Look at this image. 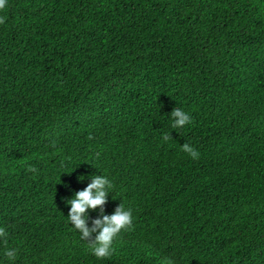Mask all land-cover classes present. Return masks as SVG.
Segmentation results:
<instances>
[{
    "label": "trees",
    "instance_id": "obj_1",
    "mask_svg": "<svg viewBox=\"0 0 264 264\" xmlns=\"http://www.w3.org/2000/svg\"><path fill=\"white\" fill-rule=\"evenodd\" d=\"M0 17V264H264V0H7ZM176 108L193 123L173 129ZM96 175L103 214L134 218L105 259L67 216Z\"/></svg>",
    "mask_w": 264,
    "mask_h": 264
},
{
    "label": "clouds",
    "instance_id": "obj_2",
    "mask_svg": "<svg viewBox=\"0 0 264 264\" xmlns=\"http://www.w3.org/2000/svg\"><path fill=\"white\" fill-rule=\"evenodd\" d=\"M6 7L7 0H0V11H3ZM4 23L5 18L0 17V24ZM171 116L173 118V129L183 128L193 123V118L190 113L181 108L174 109ZM91 138L90 136L89 139ZM163 139L167 141L170 139V136L165 134ZM182 150L193 160H198L200 158L201 154L199 150L189 143L182 145ZM29 170L36 171L34 167H30ZM81 179H83V177H81ZM113 187V182L106 176L96 175L86 188L77 191L74 198L68 200V203L71 205L67 215L69 222L80 233V238L89 242L92 254L98 259L111 258L115 252L113 244L117 237L125 230L131 231L134 229L132 209H126L123 204L119 205L113 214H103L110 189ZM90 209H99L102 214V218H96L93 221V226L91 228L87 223L88 211ZM93 233L97 234L94 239H91ZM4 236H6V231L3 227H0V237ZM4 243L7 244V239H5ZM5 255L9 260H15L17 251L16 249H8Z\"/></svg>",
    "mask_w": 264,
    "mask_h": 264
}]
</instances>
